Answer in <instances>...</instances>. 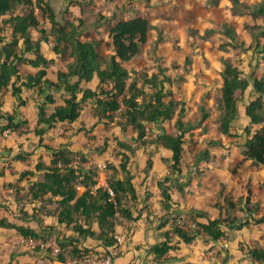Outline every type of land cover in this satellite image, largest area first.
<instances>
[{
  "label": "trees",
  "instance_id": "obj_1",
  "mask_svg": "<svg viewBox=\"0 0 264 264\" xmlns=\"http://www.w3.org/2000/svg\"><path fill=\"white\" fill-rule=\"evenodd\" d=\"M233 1L252 20L264 18V0L256 2L254 8L239 0ZM72 5L71 0H0V91L10 89L18 101V107H21L27 103L22 98L23 90L37 89L40 101L34 133L39 137L40 145L44 135L58 123L77 122L84 106L92 102L98 119L116 121L125 137L139 143L136 146L138 148L146 144L148 124L159 126L163 122L171 121L177 114L178 107L182 105L176 120L179 133L159 132L155 138L157 147L170 153V174L157 183L161 191L160 207L166 214L165 219L169 216L167 222L169 220L170 226L164 233V241L153 246L151 253L156 258H161L170 250L176 249L177 246L172 245L174 238L185 244H191L198 238L218 243L228 231L241 232L249 226V218L243 220L232 214L236 203L228 201L226 196L222 201H225L227 208H217L218 214L215 217L208 216L205 211L197 213V218H193L192 222L195 224L194 229L175 223L181 219L183 213L174 207L172 194L185 195V188L190 185V178L183 179L182 176L186 151L185 134L191 130L183 122L184 102L174 99L172 92L165 88V83H172L168 76L160 79L156 73L146 76L140 84L135 69L126 65L140 55L142 46L147 43L151 23L147 18L136 17L112 24L109 28L112 51L104 55L101 50L102 40L82 34L85 24L83 17L73 20L65 17ZM40 17L50 20L49 30L43 28ZM257 23L259 26H254L247 33L250 41H239L234 27L226 23L224 33L229 42L223 47L228 45L246 52L254 50L258 56L262 55L264 22ZM33 31H37L40 38L34 39ZM208 32L206 29L205 33ZM49 38L55 42L54 53L70 59L66 68L57 72L56 82L47 78L53 61L48 60L42 53V42H47ZM262 57L264 60V55ZM25 64L37 71L23 76L21 67ZM222 65L221 118L218 132L239 139L240 136L233 132L234 122L239 117V105L251 86L255 97L246 105L244 115L254 126L264 124V75L258 76L253 71L248 78L230 57H222ZM92 81H97L95 88L82 87L83 82ZM147 89H152V92ZM56 91H63L64 103L56 105L50 111L48 107L56 103ZM16 113H0V123L6 122L1 128L2 131L21 127L22 122L17 121ZM208 115L204 111L205 119ZM243 138L245 142L240 145L246 148L245 157L257 166H264V127L254 130L246 127ZM118 145L122 150L121 162L119 166L106 164V185H99L100 173L96 169L83 166L87 158L82 152L74 151L68 144H62L58 148L44 146L50 151V162L47 164L40 159L33 170L22 172L14 183L7 186L11 189L13 202L17 206L21 205L20 215L37 221L39 227L34 229L16 225L4 218L0 219V228L14 229L21 237L47 243L53 235L58 238V229L64 227L71 235L57 240L59 252L55 253V258L61 262L68 258H83L97 253L98 250L83 246L81 240L87 239L98 242L103 247V253L110 255L119 245L115 237L117 226L137 223L144 212L142 209L132 208L138 201V194L128 166L131 157L128 153H135L137 148L122 141ZM29 155L31 154H19L14 159L26 162ZM152 156V153L148 154L147 172L153 166ZM6 171L15 174L14 168L9 165L0 170V177ZM26 179L27 186H20ZM110 190L114 196L110 194ZM3 199L1 195L0 208L2 201H5ZM25 208H33V213L30 214ZM245 209L246 217H253V212ZM45 218H52L56 224L44 225ZM199 218L205 221L200 222ZM253 221L256 225L264 224V211ZM246 248L245 255L254 264H264V246ZM46 251L48 257L53 256L52 250L47 248Z\"/></svg>",
  "mask_w": 264,
  "mask_h": 264
},
{
  "label": "rangeland",
  "instance_id": "obj_2",
  "mask_svg": "<svg viewBox=\"0 0 264 264\" xmlns=\"http://www.w3.org/2000/svg\"><path fill=\"white\" fill-rule=\"evenodd\" d=\"M72 1L73 5L69 7L65 17H69L70 20L83 17L85 24L81 30L82 34L102 40L101 50L104 55L112 51L109 38V28L112 24L136 17L147 18L151 23L147 43L142 46L140 55L126 65L135 69V75L140 84L146 76L156 73L159 74L160 79L168 76L172 83H165V88L172 92L174 99L184 102L183 122L185 127L189 126L191 130L185 134L186 151L182 176L183 179L190 178V185L185 188V195L172 194L174 207L179 208V211L183 213L181 219L175 223L188 226V223L193 222V218H197L196 214L201 211L207 212L208 216L215 217L218 214L217 208H227L225 201L224 203L222 201L226 196L228 201L232 200L236 203L232 214L243 220L250 219V225L241 231L244 236L235 243V246L244 253L246 247L264 246V224L256 225L253 221L264 211V166H257L252 160L246 158L244 155L246 148L240 145L245 142L243 135L246 127L252 130L264 127V124L252 125L244 115L246 105L255 97L252 86L244 101L239 105V117L234 122L233 132L240 136L239 139H233L218 132L221 118L222 57H230L231 61L240 67L248 78L253 71L258 76L264 75L262 57L264 53L258 56L254 50L246 52L235 50L228 45L226 48L223 47L226 42H229V38L224 33V25L228 23L234 27L239 41H250L248 31L254 29V26H259L257 21L263 24L264 18L252 20L250 16L239 10L238 5L235 6L233 0ZM239 1L254 8L256 2L263 0ZM40 18L43 28L49 30L50 20ZM206 29L209 30L208 33H205ZM7 34H10V29ZM33 37L38 39L40 34L33 31ZM202 37L205 39L203 40ZM54 45L52 38H49L47 42H42V53L54 60L47 75L52 80H56L58 70L65 69L70 61L68 58L54 54ZM21 72L25 76L28 73H35L36 69L25 64L22 65ZM87 86L95 88L97 81L82 83V87ZM147 91L152 92V89H147ZM54 93L56 103L48 107L50 111L56 105L64 103L63 91ZM30 94L25 93L24 96ZM34 94L36 93L30 96ZM6 96L7 92L4 90L0 96V113L11 115L17 112L15 117L21 119L22 125L19 129L10 128V133L7 134L1 129L6 124L2 121L0 123L1 143L13 135L28 136L25 135L30 130L28 124L30 119L35 116L37 118V105L39 104V97L36 94L34 107L30 108L33 112L32 118L30 114L24 116L19 113L18 116L19 108L18 111L12 105L8 108ZM181 107L182 105L178 107L177 114L171 121L163 122L159 126L148 124L146 144L137 148L139 143L130 137H125L116 121L99 120L95 115L94 105L89 102L84 106L77 122L58 123L43 137V144L53 148L68 144L74 151L82 152L87 158L83 166L96 169L100 173L99 181L105 183L106 164L113 163L119 166L121 162L122 150L118 142L130 143L137 148L135 153H128L131 156L128 166L138 194V201L133 204L132 208L142 210L161 208V191L157 183L170 174L168 162L170 153L158 148L155 138L159 132L179 133L176 120ZM204 111L209 114L206 119ZM20 144L16 143L14 147L16 152H13L14 148L4 149L3 154H5L0 156V168L3 162L6 163L4 167L11 164L14 160L12 156L22 151ZM149 153L153 154V166L147 172L146 161ZM40 156L48 163L50 162V151L47 149H42L41 153L32 155L30 159L36 162ZM33 169L32 166L31 170ZM10 192L6 194L10 195ZM3 200L9 202V204L5 203L7 208H21V205L17 206L9 197H4ZM245 208L253 212V217L250 215L246 217ZM242 209L244 211H241ZM144 214L146 213L143 212ZM198 221L204 222L205 219L199 218ZM59 230L63 231L64 228L61 227ZM57 240L56 235L48 239L50 244ZM14 246L20 247L16 240ZM41 249L47 250L46 247L40 246ZM49 249L52 250V248ZM52 251L57 253L55 250Z\"/></svg>",
  "mask_w": 264,
  "mask_h": 264
},
{
  "label": "crops",
  "instance_id": "obj_3",
  "mask_svg": "<svg viewBox=\"0 0 264 264\" xmlns=\"http://www.w3.org/2000/svg\"><path fill=\"white\" fill-rule=\"evenodd\" d=\"M47 59L54 61L52 58ZM52 81L56 82V80ZM3 91H0V96ZM5 91L7 92L6 102L9 105L8 108H10L11 105L15 106L16 111H18L19 108L20 111H18V116L19 113H22L24 116L26 114H30V116L33 114L30 108L34 107V101L36 100L35 95L37 94L38 96L36 88L34 90H23L22 98L27 100V103L21 107H18V101L16 97L12 95V91L10 89ZM25 93L36 94L32 95L31 97V94L24 96ZM24 119H26V117ZM17 121L19 122L21 119L19 120V118H17ZM28 125L30 130L27 132V134H25L28 136L18 137L12 133L9 136H13L8 138L7 141H5L6 143L0 142L1 157L5 154H3V152L6 147L14 148L16 143H22L20 144V149L22 151L18 152L19 154H31L28 157L26 156V162L21 160L16 161L14 159L11 161V164H7V167L10 165L14 168L15 174L12 175L9 173V171H6L5 175L0 177V196L3 195V197L11 198L9 194H6V192L11 191V189L7 187L8 184L14 183L22 172L31 170L32 166L34 167L42 158V156H40L36 162L31 160L30 157L32 155L34 156L38 153H41L42 149H46L44 146L47 145H44L43 143L40 145V139L34 133L37 126L36 116L35 118L33 117L30 119V123ZM14 149L15 151L13 152H16V148ZM16 156L12 157L15 158ZM42 160L48 164V162L43 158ZM5 164L6 163L3 162L1 167L4 168ZM2 168H0V170ZM27 184L28 181L26 179L20 183V186L25 187ZM2 203L3 205L0 208V219L7 218L11 223L28 226L34 229L39 227V223H37V221L22 217L19 212L20 208H7L5 207V203L9 204V202L2 201ZM25 210L29 211L30 214L33 213V208H25ZM144 212L146 214L142 215V218L137 223L117 226L116 233L121 237V242L118 245V254L114 258L113 264H254L251 258H248L245 253L240 250V248L235 246V243L240 238H242L244 234L241 232L239 234V232H234L232 230L227 232L226 236L224 237L226 238L225 240L223 238L218 243L211 241L206 242L201 238L196 239L191 244H185L178 238H174L172 245H176V249L170 250L161 258H156V256L151 253V248L164 241V233L169 229L170 226L169 220L167 222L169 216L167 219H165L166 214L161 210V208H146ZM151 220H154L155 222H152ZM52 223L56 224V221H54L52 218L44 219L45 225ZM59 229V240L71 235V233L66 231L65 228L63 231H60ZM20 237L21 236L18 235L14 229L0 228V264H49L48 261L50 264L62 263L55 258V252L53 253V256L51 255L48 257L49 254H47L43 249L37 250L36 248L33 250V248L21 245L19 243ZM15 240L17 243H19L20 247L14 246ZM81 243L83 246L89 247L91 249L93 248L98 251H103V247H101L98 242L91 239L81 240ZM203 252H210V255L207 258H204L202 255Z\"/></svg>",
  "mask_w": 264,
  "mask_h": 264
},
{
  "label": "built area",
  "instance_id": "obj_4",
  "mask_svg": "<svg viewBox=\"0 0 264 264\" xmlns=\"http://www.w3.org/2000/svg\"><path fill=\"white\" fill-rule=\"evenodd\" d=\"M4 132L8 134V133H10V130L8 129ZM99 185H106V181H105V183L99 182ZM110 194L112 196H114V193L111 190H110ZM188 226L191 229L195 228V224L192 222L188 223ZM115 237L118 240V242L120 243L121 237L118 235H116ZM19 243L22 245H25L29 248L36 249L37 247L42 246V247H46V248H52L53 250L59 252V246L56 242H53L51 244H50V242L42 243L40 240H34L31 238L20 237ZM117 248H118V245L114 248V250L112 251V253L110 255H105L103 253V251H97V253H91L87 256H84L83 258H81V257H77L74 259L68 258L65 262H62L61 264H113V260L118 254ZM202 255L204 258H207L210 255V252H203ZM48 263L50 264L49 261H48ZM191 264H193V263H191Z\"/></svg>",
  "mask_w": 264,
  "mask_h": 264
}]
</instances>
